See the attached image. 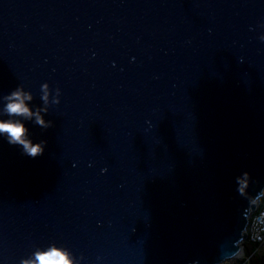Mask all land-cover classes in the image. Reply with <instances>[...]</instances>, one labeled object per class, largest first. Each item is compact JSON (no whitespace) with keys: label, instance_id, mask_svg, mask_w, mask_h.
Instances as JSON below:
<instances>
[{"label":"water","instance_id":"95a60500","mask_svg":"<svg viewBox=\"0 0 264 264\" xmlns=\"http://www.w3.org/2000/svg\"><path fill=\"white\" fill-rule=\"evenodd\" d=\"M8 120L44 150L0 133V264L230 259L264 194V0H0Z\"/></svg>","mask_w":264,"mask_h":264},{"label":"clouds","instance_id":"9594fccd","mask_svg":"<svg viewBox=\"0 0 264 264\" xmlns=\"http://www.w3.org/2000/svg\"><path fill=\"white\" fill-rule=\"evenodd\" d=\"M12 97H15V100L7 106V112L9 114L23 115L25 117L36 115V122L41 125L44 124V120L39 113H32L24 103V100L31 99V96L23 94L18 90L12 93ZM0 133H7L9 142L21 145L24 152L29 156L35 157L40 155L44 150L42 144H33L26 138V128L19 121H0ZM38 260L40 264H69L66 256L59 251H51L48 254L39 255Z\"/></svg>","mask_w":264,"mask_h":264},{"label":"built area","instance_id":"2783aa9c","mask_svg":"<svg viewBox=\"0 0 264 264\" xmlns=\"http://www.w3.org/2000/svg\"><path fill=\"white\" fill-rule=\"evenodd\" d=\"M244 232L246 238L240 244V253L218 264H251L254 256L260 253L264 245V194L256 199Z\"/></svg>","mask_w":264,"mask_h":264},{"label":"rangeland","instance_id":"374dc122","mask_svg":"<svg viewBox=\"0 0 264 264\" xmlns=\"http://www.w3.org/2000/svg\"><path fill=\"white\" fill-rule=\"evenodd\" d=\"M253 260L257 262L258 264H264V249L261 251V253H258L257 255H255Z\"/></svg>","mask_w":264,"mask_h":264},{"label":"trees","instance_id":"16d2710c","mask_svg":"<svg viewBox=\"0 0 264 264\" xmlns=\"http://www.w3.org/2000/svg\"><path fill=\"white\" fill-rule=\"evenodd\" d=\"M251 264H258L257 262H255L254 260H252Z\"/></svg>","mask_w":264,"mask_h":264},{"label":"crops","instance_id":"0c3cea01","mask_svg":"<svg viewBox=\"0 0 264 264\" xmlns=\"http://www.w3.org/2000/svg\"><path fill=\"white\" fill-rule=\"evenodd\" d=\"M264 249V245L261 247V249H260V253H261V251Z\"/></svg>","mask_w":264,"mask_h":264},{"label":"bare ground","instance_id":"6f19581e","mask_svg":"<svg viewBox=\"0 0 264 264\" xmlns=\"http://www.w3.org/2000/svg\"><path fill=\"white\" fill-rule=\"evenodd\" d=\"M240 253V251L238 252V254Z\"/></svg>","mask_w":264,"mask_h":264}]
</instances>
